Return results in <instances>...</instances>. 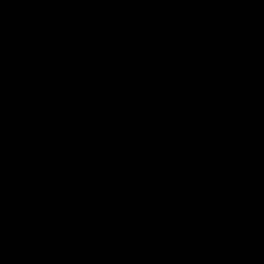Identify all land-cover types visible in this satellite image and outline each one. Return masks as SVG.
<instances>
[{"label":"water","instance_id":"water-1","mask_svg":"<svg viewBox=\"0 0 264 264\" xmlns=\"http://www.w3.org/2000/svg\"><path fill=\"white\" fill-rule=\"evenodd\" d=\"M0 264H264V0H0Z\"/></svg>","mask_w":264,"mask_h":264}]
</instances>
